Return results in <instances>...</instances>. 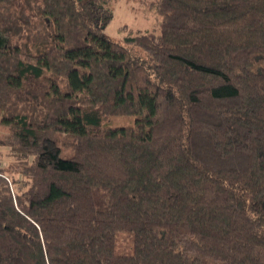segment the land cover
Returning a JSON list of instances; mask_svg holds the SVG:
<instances>
[{
    "label": "trees",
    "instance_id": "16d2710c",
    "mask_svg": "<svg viewBox=\"0 0 264 264\" xmlns=\"http://www.w3.org/2000/svg\"><path fill=\"white\" fill-rule=\"evenodd\" d=\"M111 2L0 0V264H264V0Z\"/></svg>",
    "mask_w": 264,
    "mask_h": 264
},
{
    "label": "rangeland",
    "instance_id": "374dc122",
    "mask_svg": "<svg viewBox=\"0 0 264 264\" xmlns=\"http://www.w3.org/2000/svg\"><path fill=\"white\" fill-rule=\"evenodd\" d=\"M156 0H112L111 8L114 18L106 28V33L117 41H123L128 35H136L139 32L152 30L158 27L161 16L155 8ZM136 122L135 116H121L107 118L104 126H131ZM50 151L56 150L53 143H49ZM15 158L10 149L0 146V167H8ZM13 193L19 191L24 178L19 173H5ZM18 182V183H16Z\"/></svg>",
    "mask_w": 264,
    "mask_h": 264
}]
</instances>
